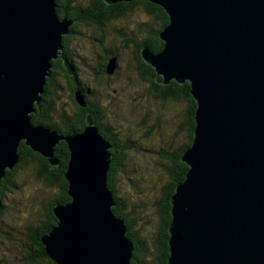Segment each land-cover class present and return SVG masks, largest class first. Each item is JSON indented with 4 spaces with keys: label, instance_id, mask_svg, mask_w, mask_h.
Instances as JSON below:
<instances>
[{
    "label": "water",
    "instance_id": "95a60500",
    "mask_svg": "<svg viewBox=\"0 0 264 264\" xmlns=\"http://www.w3.org/2000/svg\"><path fill=\"white\" fill-rule=\"evenodd\" d=\"M56 1L0 0V182L22 143L57 167L65 142L70 201L53 208L56 226L41 239L46 255L56 264H131L134 245L112 211L111 146L94 115L69 136L32 123L52 62L62 58L73 75L62 46L72 22H61ZM142 1L169 19L163 50L145 49V63L163 86L189 83L197 105L181 159L186 180L171 198L166 264H264V0ZM75 100L85 107L80 93Z\"/></svg>",
    "mask_w": 264,
    "mask_h": 264
},
{
    "label": "rangeland",
    "instance_id": "374dc122",
    "mask_svg": "<svg viewBox=\"0 0 264 264\" xmlns=\"http://www.w3.org/2000/svg\"><path fill=\"white\" fill-rule=\"evenodd\" d=\"M91 3L89 1L86 4L91 7ZM73 4L70 6L72 7ZM138 9L139 14L134 17H130L128 12L113 18L106 14L102 24L98 23L100 26L77 27V37L71 39L67 51L77 65L76 72L79 78L94 90L92 83L96 76L95 68L103 64L101 59L104 56L103 47L107 50H118L119 60L113 58L115 67L113 69L109 67L111 62L108 65V69L112 71L108 73L111 87L105 91L107 79L102 78L101 82L105 87L103 93L99 92V87L96 86L95 93L91 97L100 101L105 115L107 114V118L103 119V125L107 123L109 132L117 129L116 139L122 143L128 141V138L136 142V150L130 146L129 150L122 151V156L125 157L115 174L114 185L118 196L127 202L126 212L137 210V224L134 231L147 240L149 247L155 248L161 215L157 201L162 198V187L169 182L166 168L171 164L169 156L161 159L163 155L159 157L157 151L163 149L167 153L176 152L175 148L180 145L184 133L181 130L175 136L173 130L182 124L181 115L186 110L182 105L162 104L149 100L147 96L150 85L148 86L139 75L132 51L134 41L144 39L146 36L143 34L148 33L153 26L151 19L147 21V18H144L145 11L142 6ZM66 21L69 22L68 19ZM61 22H65V18ZM137 22H139L138 27L142 29L140 32H136ZM73 26L71 24L70 27ZM123 29L127 32L128 50L131 52L125 48L123 39L118 36V31ZM66 72L67 77H71L68 74L70 69L66 68ZM57 79L59 95L55 96L56 110L61 112L64 110L68 116L75 115L76 106L70 99L71 94L67 85L60 83L62 81L67 84V79L65 77L61 79L57 77ZM111 88L123 91L119 96L117 92L111 99L109 97V94H112ZM158 118L162 121L160 124L161 127L163 126L162 130H159L160 128L154 130L150 137L147 130L156 124ZM39 169L41 170L40 163L34 160L22 165L14 174L12 187L7 190L4 216L0 218V264H49L45 260L32 259L38 250L34 247L30 236L37 229L45 227L48 222L47 209L61 196L62 191L58 186L47 184L40 177Z\"/></svg>",
    "mask_w": 264,
    "mask_h": 264
},
{
    "label": "trees",
    "instance_id": "16d2710c",
    "mask_svg": "<svg viewBox=\"0 0 264 264\" xmlns=\"http://www.w3.org/2000/svg\"><path fill=\"white\" fill-rule=\"evenodd\" d=\"M78 1H80V3H78ZM86 1L92 2L91 7L87 6ZM76 3L77 5H75ZM56 4L57 14L60 20H62L63 18L68 19V21H71L74 25L73 27H70L72 36H64L62 43L63 53L66 56L67 62L71 64V67L74 71L71 77H67L64 60L60 58L52 62L53 67L51 69V76L50 78H48L47 84L44 88V94L42 95V103L40 107H35L36 112L31 115L32 123L35 126H41L43 128L57 132L61 136H69L84 132L85 128L87 127V115L92 114L95 116L96 126L99 129L101 137L106 140L111 146L110 153L112 154V161L110 164V170L108 173L107 180L108 187L113 193V199L115 202V206L112 208V211L117 218L124 220L127 227L126 235L134 245L133 258L131 260V264H166L170 255L169 227L171 223V198L176 192L177 186H179L186 180L188 167L184 162H182L181 159L183 157L184 152L192 146L195 129V112L197 110L196 102L194 101V98L191 95V88L189 83L180 85L179 83L173 81L170 85L163 86L161 84L162 78L157 77L153 67L147 65L142 57V52L145 49L148 50L149 53L154 55L159 54L163 50L165 45L160 39V33L162 32V29L169 23L168 16L162 7L151 2H146L142 0L120 2L111 6H107V4L102 0H57ZM72 4L73 6L71 7L70 5ZM81 4H84L85 6ZM141 6L145 11L143 12L144 18H147V21L151 19V24L153 27H151V30L148 33L146 32L143 34L144 36H146L144 37V39H141L140 41H134V50L132 51V57L135 61V66L137 67L136 69L139 75L141 76L142 80L146 82L148 86L150 85V89L148 90L147 96L149 100H155L162 104L182 105L186 110L181 115L183 119L182 124L178 128H175L173 130L175 136L178 132H181V130H183L184 133L181 138L180 145L178 147L176 146L175 148L176 152L167 153L164 152L163 149H159V151H157V153L159 152V157L161 156V154L163 155L160 157L161 159H164V157L169 156L171 159V164L168 168H166V171L169 176V182H167L164 187H162V198L157 201L158 205L160 206L161 215L160 224L157 232V242L154 245L155 248L149 247L147 244V240L140 237L138 232L134 231V227L136 228L137 224V210L134 209V211H132L131 213L126 212L127 202L126 200H123L121 197L118 196L114 185L115 174H117L118 167L122 164L123 159L125 157L122 156V151L129 150V148H131L130 146H132V149H135L136 142L132 138H128V141L123 143L121 141H118L116 139V135L118 133L117 129H115L113 132H109L106 127L107 123L103 125V119L107 118V114L105 115L100 101H97L95 100V98L91 97L95 93L96 86L99 87V92L101 93H103L105 87V91H107L111 87V83L109 84L108 65L113 58L119 60L117 57L118 50H107L106 47H103L102 52L104 56L101 57L103 64H99L95 68L97 69L95 72L96 76H94L92 83L94 90L85 85L83 80L79 78V74L76 72L77 65L74 63L71 55H69L67 51L71 43V39L75 38L74 35H76V33L73 31L74 29H76L77 31L78 24H85L86 26H91V28L94 27L92 25L100 26L94 21L95 19L99 18L100 21H104L103 19L106 14L110 15L111 18H113L118 17L120 15H124L125 12H128L127 14L130 15V17H134L135 15L139 14L138 8ZM100 24H102V22ZM137 24L138 25L136 27V32H140L142 29L141 27H138L139 22H137ZM118 36L123 39L125 43V48L128 50L127 40L129 39L127 38V32L124 29L122 31L119 30ZM128 51L131 52V50ZM57 77L60 79L61 77H65L67 79V84L63 83L62 81H60V83H62L63 85H67V88L71 94L70 99L74 101V104L76 106L75 115L68 116L64 110H62V112L58 109L56 110L55 96L59 95V86L56 83L58 80ZM98 77L100 78L97 80ZM102 78L107 79L105 87L102 85ZM111 91L112 94H109V97L112 99L113 95H116V93L118 92L117 96H119V94H121L123 90L120 89L118 91L116 88H111ZM77 92L81 94L85 103V107H81L76 102L75 96ZM134 112H136V110ZM164 116H166V113ZM161 122V119L158 118L156 120V124L148 128L147 134H149L150 137H152L154 130H158L159 128V130H162L163 126L161 127ZM130 143L133 145H129ZM18 154V164L14 167L13 170L6 171V177L3 178L0 182V218L4 216L5 196L8 192L7 190L12 187L13 178L16 170L28 162H31L33 160L38 161L41 166V170L39 169V171H41L39 172L40 177H42L47 184H50L52 186H58L61 189L62 193L61 196L57 198L47 209L46 218L48 219V222L46 223L45 227L37 229L36 231H34L35 233H32L30 236L34 247H36L38 250L37 254L34 255L32 259L38 258L41 260H45L49 264H56L46 255V250L44 245L42 244L41 239L44 234H46L56 226L57 220L53 213L54 206L57 204L65 205L70 201V197L67 193L68 183L65 179V173L67 171L68 163L70 160L68 146L65 142H61L59 145H57L55 153L57 159L59 160V165L57 167L51 166L47 162V160H45L41 155L33 152L29 147L25 146L23 143L21 144L18 150Z\"/></svg>",
    "mask_w": 264,
    "mask_h": 264
},
{
    "label": "flooded vegetation",
    "instance_id": "af4514ba",
    "mask_svg": "<svg viewBox=\"0 0 264 264\" xmlns=\"http://www.w3.org/2000/svg\"><path fill=\"white\" fill-rule=\"evenodd\" d=\"M107 6H109V5H107ZM94 22H95V23H99V24H100L102 21H100L99 19H95V21H94ZM77 24H78V23H77ZM100 25H101V24H100ZM80 26L82 27V26H86V25H85V24H81V25H80V24H78V27H80ZM86 27H90V28H91V26H88V25H87ZM69 30H70V29H69ZM72 30H73V29H72ZM73 32H75V33H76V35H77V31H75V30H74ZM69 33H70V34L68 35V37H69V36H72V35H71V33H72V32H71V30H70V32H69ZM76 35H74V36H76ZM75 111H76V110H75ZM39 155H40V154H39ZM44 159H45V158H44ZM45 160H46V159H45Z\"/></svg>",
    "mask_w": 264,
    "mask_h": 264
},
{
    "label": "bare ground",
    "instance_id": "6f19581e",
    "mask_svg": "<svg viewBox=\"0 0 264 264\" xmlns=\"http://www.w3.org/2000/svg\"><path fill=\"white\" fill-rule=\"evenodd\" d=\"M131 2V1H130ZM69 29H70V26H69ZM95 122H96V119H95ZM57 223V222H56Z\"/></svg>",
    "mask_w": 264,
    "mask_h": 264
}]
</instances>
